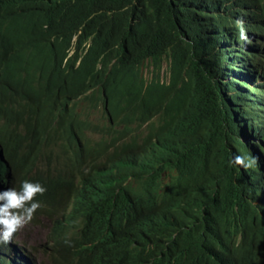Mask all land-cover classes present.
<instances>
[{
    "label": "clouds",
    "instance_id": "1",
    "mask_svg": "<svg viewBox=\"0 0 264 264\" xmlns=\"http://www.w3.org/2000/svg\"><path fill=\"white\" fill-rule=\"evenodd\" d=\"M38 10L35 6L30 12L33 20H13L0 30L10 41L41 31L48 16L37 15ZM263 10L264 0H247L240 5L229 0L216 12L218 24L207 33L211 42L215 31L209 58L220 63L223 80L233 87L231 95L247 97L255 104L249 112L254 120L264 116ZM27 14L22 11L25 18ZM77 43L75 35L62 67L75 58L76 69L91 39L81 47ZM21 55L19 82L26 83L30 65L39 67V77L33 82L41 100L30 95L19 99L0 91V264H46L43 258L48 264H85L74 248L65 247L62 236L52 235V230L58 219L67 221L53 210L61 204L59 194L71 186L77 189L86 181L112 210L122 202L123 188L130 196L144 183H157L149 192L147 206L137 203L128 208L125 222L117 224L122 234L118 245L127 246L124 252L132 264H152L177 229L174 237H179L182 253L195 264H264L262 218V229L255 227L234 236L231 253L213 249L212 236L225 224L202 219V204L200 208H189L166 192L169 181L179 175L182 160L198 149L195 132L187 130L185 139L178 138L174 131L180 124L161 125L158 117L145 112L148 101L141 93L114 107L120 84L114 78L105 86L107 73L93 77L100 82L97 85L90 76L77 86L62 88L50 84L59 72L56 63L45 64L41 57L32 61L26 52ZM152 71L155 68L147 63L142 68L146 78ZM41 73L46 79H40ZM161 74V81L169 83L167 63ZM3 76L10 84L11 73L1 72L0 79ZM231 163L249 168L252 182L264 184V167H253L255 158L246 162L245 157L235 155ZM255 205L264 218V200ZM69 225L70 236L81 237L78 218ZM137 227L142 229L141 238H135ZM36 229L43 230V234L35 233ZM136 248L138 251L133 253L131 250ZM201 252H206L205 258L200 257Z\"/></svg>",
    "mask_w": 264,
    "mask_h": 264
},
{
    "label": "trees",
    "instance_id": "2",
    "mask_svg": "<svg viewBox=\"0 0 264 264\" xmlns=\"http://www.w3.org/2000/svg\"><path fill=\"white\" fill-rule=\"evenodd\" d=\"M227 1L0 0V28L13 20H33L30 12L35 6L39 8L37 15L48 16L41 31L11 41L0 30V73L9 71L12 75L10 84L6 76L0 79V91L19 99L30 95L41 100L33 82L39 77V67L30 65L26 83L19 82L21 54L26 52L32 61L41 57L45 64H57L59 72L50 80L53 86H77L90 76L97 85L100 82L94 78L107 73L105 86L114 78L120 84L114 107L143 94L148 101L145 112L158 117L161 125L180 124L174 134L181 139L187 130L196 135L198 149L182 160L180 173L166 185V192L189 208L202 204V219L224 223L212 236V247L231 253L235 235L255 227L262 229L264 218L255 202L264 200V184L253 183L249 168L231 161L241 155L246 162L255 158L253 167H264V116L256 120L249 116L255 104L247 97L231 95L233 87L223 80L220 63L209 58L215 31L211 42L207 33L218 24L216 12ZM234 1L237 5L247 3ZM22 11L28 13L26 18ZM261 16L264 18V10ZM75 35L77 47L91 39L89 50L76 69L75 58L62 67ZM146 63L155 68L149 78L142 74ZM165 63L171 73L169 83L161 81ZM40 79L46 75L41 73ZM41 87L44 89V83ZM248 137L254 139L247 141ZM156 185L144 183L130 196L123 188L122 202L113 210L100 200L102 196L92 183L86 181L77 189L71 186L59 194L61 204L53 208L67 221L58 219L52 235L62 236L65 247L74 248L85 264H132L124 252L127 246L118 245L122 234L117 224L125 222L128 208L137 203L147 206L149 192ZM75 217L80 221L81 237L70 236L69 223ZM177 232L172 231L152 264H195L182 253L180 239L174 237ZM141 235L142 229L137 227L135 238ZM201 256L205 258L206 252Z\"/></svg>",
    "mask_w": 264,
    "mask_h": 264
},
{
    "label": "rangeland",
    "instance_id": "3",
    "mask_svg": "<svg viewBox=\"0 0 264 264\" xmlns=\"http://www.w3.org/2000/svg\"><path fill=\"white\" fill-rule=\"evenodd\" d=\"M38 232H39V234H43V230H41V229H36L35 230V233H38ZM42 261L45 262L46 264H48L47 260L45 258H43Z\"/></svg>",
    "mask_w": 264,
    "mask_h": 264
}]
</instances>
